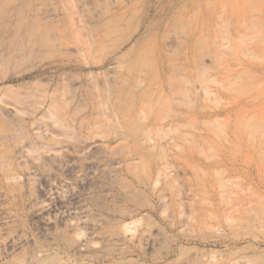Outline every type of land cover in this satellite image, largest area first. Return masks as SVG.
<instances>
[{"label":"rangeland","instance_id":"1","mask_svg":"<svg viewBox=\"0 0 264 264\" xmlns=\"http://www.w3.org/2000/svg\"><path fill=\"white\" fill-rule=\"evenodd\" d=\"M42 263L264 264V0H0V264Z\"/></svg>","mask_w":264,"mask_h":264},{"label":"bare ground","instance_id":"2","mask_svg":"<svg viewBox=\"0 0 264 264\" xmlns=\"http://www.w3.org/2000/svg\"><path fill=\"white\" fill-rule=\"evenodd\" d=\"M210 94V93H209ZM254 126H255V124H254ZM149 141V140H148ZM20 161V160H19ZM107 172H109V171H107ZM26 174H29V172H27ZM31 174H34L33 172L31 173ZM114 174V170H110V172H109V175H111V177H112V175ZM30 176V175H29ZM36 176V175H35ZM115 176V175H114ZM113 176V177H114ZM27 177H28V175H27ZM10 178V177H9ZM13 178V177H12ZM29 181H30V179H29ZM52 192V191H51ZM50 191H49V193H48V195L50 196L52 193H51ZM52 197H53V195H52ZM54 198V197H53ZM47 199V198H46ZM76 204H78V203H76ZM79 207H81V206H79ZM83 207V206H82ZM81 207V208H82ZM51 208H52V206H51V203H43V204H41L40 206H39V208H38V212L40 213V214H42V215H44L46 212H50L51 211ZM72 208V207H71ZM74 208V209H72V210H69V208L67 209V210H69V211H67V218H69V219H71V220H68V224H69V228L73 231V235H75V237H77V240H78V245H77V250L78 249H80V248H82V247H84V246H86V245H88L90 242H89V236H90V240H91V242L93 241V239L95 238H91V236H94V234L93 233H90L89 234V236L88 237H83L82 236V230H81V226L83 227V225H89V226H95L94 225V223L93 224H90V223H92V222H89V221H85V220H83L84 218L86 219L87 218V216H86V212H85V210H83L84 208ZM251 209H252V207H251ZM250 209V210H251ZM65 212V211H64ZM44 213V214H43ZM63 213V212H62ZM59 214V213H58ZM63 215H64V213H63ZM249 216V215H248ZM54 218V217H53ZM96 224V223H95ZM99 224V223H98ZM229 224V223H228ZM227 225V224H226ZM225 225V226H226ZM97 226V225H96ZM228 226V225H227ZM122 234V233H121ZM84 235V234H83ZM117 237H119L118 235H117ZM120 237H121V235H120ZM122 237H124V234L122 235ZM107 239H109V238H107ZM115 239H116V237H115ZM115 239H113V240H115ZM36 256V255H35ZM43 264V263H42ZM241 264H243V263H241Z\"/></svg>","mask_w":264,"mask_h":264}]
</instances>
